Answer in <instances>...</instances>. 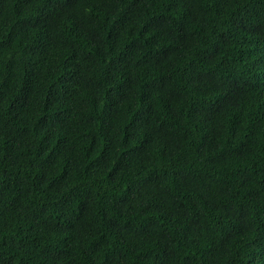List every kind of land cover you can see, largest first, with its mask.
<instances>
[{"label": "trees", "instance_id": "16d2710c", "mask_svg": "<svg viewBox=\"0 0 264 264\" xmlns=\"http://www.w3.org/2000/svg\"><path fill=\"white\" fill-rule=\"evenodd\" d=\"M0 264H264V0H0Z\"/></svg>", "mask_w": 264, "mask_h": 264}]
</instances>
